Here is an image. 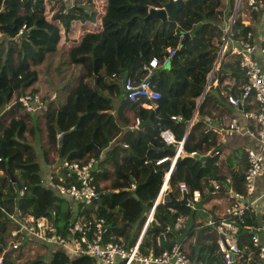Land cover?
<instances>
[{
	"label": "trees",
	"instance_id": "16d2710c",
	"mask_svg": "<svg viewBox=\"0 0 264 264\" xmlns=\"http://www.w3.org/2000/svg\"><path fill=\"white\" fill-rule=\"evenodd\" d=\"M45 1L0 0V35L4 38L0 42V208L12 213L19 207L26 215L50 219L58 234L64 237L70 234L72 224L81 219H105L109 225L107 241L120 243L125 248L136 245L148 214L154 211V221L147 228L140 249L147 253L168 228L164 247L171 248L185 234L184 230H177L179 218L191 213L185 205L172 204L173 200L181 199L180 184H186L189 199L195 191L204 194L212 190L211 182L204 177L211 170L217 175V168H213L215 161L208 162L204 173L198 177L192 163L194 158L179 159L170 177L166 204L155 207L166 174L171 169L170 161L161 165L156 162L164 156L173 157L175 148L158 152L159 156L152 160L142 158L135 164L121 163L119 151L109 150L105 158L107 162H100L96 174L101 196L93 205L87 206L59 197L42 184L44 177L39 155L42 154L48 164L53 151L58 159L63 152L59 163L62 160L84 163L91 159L101 160L122 133V125H128L123 116L130 112L138 114L142 121L159 122L160 131L154 132L148 127V131H152L150 136L159 139L160 132L170 130L178 142L185 139L184 152L188 155L194 152L208 154L219 149V136L208 133L206 122V118L213 116L211 103L216 100L211 92L205 94V89L218 56L214 40H221L223 32L220 27L224 17L233 9L235 0H229L227 6L221 0H186V9L165 22L160 19L146 21L147 12L137 8H162L164 5L161 6L158 0H120L119 9L123 17H127L124 23L127 29L120 33L128 36L125 34V42L120 48L115 47L108 59L121 77L127 73L128 78L139 83L145 77V65L154 58L163 60L169 49L179 50L181 32L190 33L192 39L173 61L171 73L165 72L174 82L168 90L166 85L162 86V91L157 86L162 95L158 110L145 111L127 100L116 117L107 114L112 110L111 99L99 87L94 89L85 81L70 90L64 104L52 105L43 115L41 111L29 114L17 103L25 94L38 93L41 68L51 55L58 52L62 31L69 33L72 24L83 20V14L93 5V0H76L73 9L66 4L54 9L50 18ZM236 27L242 35L251 30L242 26L241 21ZM239 64L238 57H229L222 65V72L238 74ZM180 77L186 84L184 81L180 83ZM157 79L155 76V81ZM179 84L183 96L168 106L166 92L172 93ZM202 97L199 106L197 101ZM196 111L200 121L187 135ZM174 116L182 120L174 121ZM60 134L63 135V144L58 139ZM142 136L140 134L132 144ZM133 185H136L134 189ZM23 189H26L25 194L19 199L18 191ZM9 232V220L0 211V258L3 256L4 264H96L91 258H75L64 250L53 251L45 246L47 253L22 262L25 245L16 251L8 249ZM243 236L250 237L242 229L240 237ZM216 248L211 245L203 260L208 259L209 264L219 262Z\"/></svg>",
	"mask_w": 264,
	"mask_h": 264
},
{
	"label": "built area",
	"instance_id": "2783aa9c",
	"mask_svg": "<svg viewBox=\"0 0 264 264\" xmlns=\"http://www.w3.org/2000/svg\"><path fill=\"white\" fill-rule=\"evenodd\" d=\"M75 1L63 0L64 4H68L71 9L75 7ZM168 1L177 3L181 0ZM182 1L186 2V0ZM221 2L225 5L229 4V0H221ZM164 7L165 5L162 8L150 6L149 9L160 10ZM226 13L225 10L224 14ZM241 13L247 19H241ZM239 21L242 26L250 27L251 30L242 35L236 27ZM220 29L223 35L216 44L219 49V57L212 68L210 77L213 78L219 72L220 64L227 53L238 57L246 83L242 86L240 97L231 93L228 95V102L235 108L241 106L243 101L255 103L258 111L256 113L244 112V116L256 124L257 133L251 131L248 133L257 139L260 149L257 151L251 148L247 151L249 167L244 175L245 192H236L230 195V216L221 221L212 219L209 222V227L217 237L218 264H237L246 255L248 249L254 254L253 259L258 257V260L262 262L264 261V193L261 198L252 202H249V199H253L256 194L258 178L264 176V0H235L233 9L224 17L223 26ZM175 55L176 50L169 49L163 60L154 58L144 66L145 77L139 83L128 78L125 87L127 100L132 104L139 105L145 111L158 110L162 95L157 90L155 70L166 67ZM17 103L29 114L39 113L45 107V102L39 93L25 94L18 99ZM172 120L181 121L182 119L174 116ZM140 121V119L136 120L137 126L140 125ZM228 130L231 133L243 132L237 119L228 123ZM62 136V134L58 135V139L60 140ZM184 144V141L180 142V147L173 156L174 158L164 157L157 161V165L168 161L175 162L181 158L185 154ZM216 155L219 156L220 152H216ZM191 156H196V153H191ZM99 163L100 161L96 159L85 163L62 160L46 178H43L42 184L59 197L91 206L101 196L96 183ZM174 169L175 164L168 172L164 189L161 191L155 207L159 204H166V201L161 198L166 193ZM135 186H132L133 189ZM180 189L182 192L188 190L185 183L180 184ZM216 189L220 190V187L216 186ZM25 190L18 191L19 199L24 196ZM200 200L201 193L195 191L193 200L188 201V206L196 210V204ZM258 203H260L259 208L262 209L260 211L261 221L257 223V227L250 226L247 219L254 218L253 214L258 208ZM0 211L9 220L8 249L10 250H20L28 241L27 243L45 246L53 251L64 250L75 258H91L96 264H207L192 260L183 243H175L171 248H165L164 242L167 241L169 229L167 233L157 239L156 246L147 253H143L140 249L142 238L132 248H125L120 243L107 241L109 225L105 219H81L72 224L70 234L64 237L58 234L50 219L26 215L19 207H16L12 213L7 212L4 208H0ZM153 218L154 213H150L144 229L149 227ZM242 229L250 235L249 246L243 247L239 243L238 239H241ZM0 264H4L3 256L0 258Z\"/></svg>",
	"mask_w": 264,
	"mask_h": 264
},
{
	"label": "crops",
	"instance_id": "0c3cea01",
	"mask_svg": "<svg viewBox=\"0 0 264 264\" xmlns=\"http://www.w3.org/2000/svg\"><path fill=\"white\" fill-rule=\"evenodd\" d=\"M56 2L59 3V8L66 5L63 0H57ZM121 4L122 1L120 0H93L92 7L88 9V12L83 14V20L74 22L69 33L65 34L64 31H62V39L58 52L51 55L44 65L50 70L51 80L46 88L41 89L40 86L37 85L38 93L41 92V94H39L45 102V107L41 111V115H43L52 105L58 106L64 104L70 90L82 81L88 82L94 89H98L99 87V90L111 99L112 110L107 112L108 115L116 117L119 114L122 104L127 101V96L122 87L123 76L121 77L116 68L110 64L108 57L111 55V51L115 47L120 48V45L126 40L124 39L126 33H120L122 31L125 32L127 29L124 24L127 22L125 19L127 17H123V12L121 13V10L119 9ZM45 7L47 9L46 4ZM54 9L58 8L55 6L51 10H47L50 18L55 12ZM146 12L148 16L149 11ZM126 36L128 35L126 34ZM113 37H115V39ZM216 44L217 40H214V45ZM128 47L129 46H127V48ZM217 54H219V49ZM232 56L233 55H230V53H227L226 57L220 64L219 72L213 78L209 75L208 84L205 89V94L211 92L213 98L216 100L211 103L213 106L211 108L213 116L212 118H206V122L208 133L212 132L219 136L220 148L208 154H198L195 152L196 155L210 157L204 165L202 163L197 165L195 159V161H192L196 176L198 177L202 176L204 173V166L212 160L215 161L213 168H217L218 173L216 175L214 170H211L208 175L204 177V179H209L211 182L210 186L212 190H208L204 194L200 192L201 200L196 204V210H193L188 204L185 205L190 208L191 213L187 217L179 218L177 223V230H184L185 234L176 243H183L187 254L192 260L202 261L207 264H209L208 259L203 260L202 257L207 255L209 247L211 245H216L217 241L216 234L209 227V222L212 219L221 221L230 216V195L236 192H245L244 175L249 167L247 151L251 148L256 149L257 151L260 149L257 139L248 133L249 131L257 133L256 124L247 120L244 116V112L256 113L258 111L255 103L243 101L241 106L235 108L228 102V95L231 93L240 97L242 86L246 83L245 75L241 68H239L240 72L238 74H234L231 71L228 73L222 72V65ZM218 57L219 55L217 56V59ZM237 75L241 77V79H239ZM57 76L62 80L60 84H57ZM156 76L158 78L156 86H158L161 91L163 90V85H166L165 87H167L168 90L171 83L174 82L169 74L165 72L164 74ZM179 81L181 83L184 81V78L180 77ZM185 82L186 81H184V84H186ZM181 91L182 88L180 89L179 84L172 93H169L168 91L166 92V96H168V106L174 99L183 96V94L180 93ZM202 101L203 97L197 101L199 106ZM123 117L128 120V125H122V133L114 142H112L108 151H106L103 154L102 159L99 160L100 162H107L105 158L109 150L117 149L119 151L121 163L135 164L142 158H145L146 160H152L155 157L157 158L159 156L158 152L166 151L171 147L175 148L177 152L180 147V142H185V139L178 142L175 135L170 130L160 132L159 139L155 136H150L149 134H151L152 131H160L161 128L158 121L154 120L152 124L145 125L143 129H139V125H136V120L140 119L138 114L130 112ZM233 119H237L239 122L243 131L242 133H231L228 130V123ZM148 121L142 122L147 123ZM199 121L200 118L198 111H196L193 120L189 124L187 135L190 133L193 125ZM148 127L152 128V131H148ZM140 134L143 135L140 140L132 144ZM144 135L149 136L146 137ZM216 152H220V155L217 156ZM186 155L188 154L185 153L181 158H184ZM164 157L159 158L157 161ZM49 158L50 162L48 164L43 155H39V162L41 164L44 178H46L47 175L58 166L59 161L61 160L60 157L58 159V155L54 151L50 154ZM178 160L175 162L170 161L171 166L175 164L176 167ZM109 169L112 170L110 167ZM168 175L169 173L166 174L165 183ZM216 186H219L220 190H217ZM169 191L170 186L168 184L166 193L161 198L162 200H165V196ZM179 192L182 195L181 199L173 200L172 204L183 206L184 204H174V201H184L185 196H187V192H182L181 189ZM263 193L264 176L258 178L256 182V194L253 199H249V202L261 198ZM160 195L158 199L160 198ZM192 200L193 195L190 199L188 198V201ZM259 204L260 203H258V208L253 214L254 218L247 219V223L250 226L257 227V223L261 221L262 216L260 211H262V209L259 208ZM149 215L150 214H148V217ZM146 230L147 229L143 228L139 239H143ZM240 238H243V242H240L241 239H238L241 246L245 247L250 245L249 237L243 236ZM139 239L137 242H139ZM253 257L254 254L248 249L246 255H244L237 264H264V261L260 262L258 257L256 259H253ZM255 261H257V263H255ZM218 263L219 262L216 260V263L214 264Z\"/></svg>",
	"mask_w": 264,
	"mask_h": 264
},
{
	"label": "water",
	"instance_id": "95a60500",
	"mask_svg": "<svg viewBox=\"0 0 264 264\" xmlns=\"http://www.w3.org/2000/svg\"><path fill=\"white\" fill-rule=\"evenodd\" d=\"M186 7H187L186 3L181 0L177 3L171 1L168 4H166L163 9H160V10L149 9L148 6H139V9L144 10V11H149L148 16L146 17V21H150V20H154V19H160V20L165 22V21H168V19L174 18L180 12L184 11L186 9ZM26 34H24L23 37H25ZM181 35H182V42H181V45L179 47V50L176 52V55L174 56V58H172L170 60L169 64L166 67L159 68V69L155 70V75H161L164 72L171 73L173 61L175 59H177V57H179V54H180L181 50L183 49V47L185 46V44L189 40L192 39V35L190 33L181 32ZM127 79H128V74L125 73L123 76V83H122V87H123L124 91H125ZM140 122L141 123L138 126L139 129H143V127L145 125L151 124L150 121H148L147 123L142 122V121H140ZM60 144H63V139L60 140ZM60 158H63V152L62 151H61ZM184 158H194L197 161V163H202L203 165L206 163V161H208L210 159L209 156H203V155H196L195 157H192L190 155H186V156H184ZM174 204L187 205L188 204V197L185 196V199L182 202H175L174 201ZM152 213H154V211Z\"/></svg>",
	"mask_w": 264,
	"mask_h": 264
},
{
	"label": "rangeland",
	"instance_id": "374dc122",
	"mask_svg": "<svg viewBox=\"0 0 264 264\" xmlns=\"http://www.w3.org/2000/svg\"><path fill=\"white\" fill-rule=\"evenodd\" d=\"M57 0H47L45 2L46 6H47V10H51L53 7H57L59 8V3L56 2ZM160 5H166L169 3L168 0H158ZM137 8L139 9V7L137 6ZM241 19H247L245 18L242 13L240 15ZM3 36L2 34L0 35V42L1 40H3ZM57 84H60L62 82V80H60V78L57 76ZM51 80V73L50 70L47 66H44L41 70L40 73V82L38 84V86H40L41 89L46 88L48 85V83ZM41 94V92H39ZM43 93V92H42ZM25 248H24V256L23 258L20 260L22 262L28 260V259H33L36 255L38 254H44L47 253V249L43 248V246L38 245V244H32V243H25Z\"/></svg>",
	"mask_w": 264,
	"mask_h": 264
},
{
	"label": "clouds",
	"instance_id": "9594fccd",
	"mask_svg": "<svg viewBox=\"0 0 264 264\" xmlns=\"http://www.w3.org/2000/svg\"><path fill=\"white\" fill-rule=\"evenodd\" d=\"M126 94V93H125ZM153 212V211H152Z\"/></svg>",
	"mask_w": 264,
	"mask_h": 264
}]
</instances>
